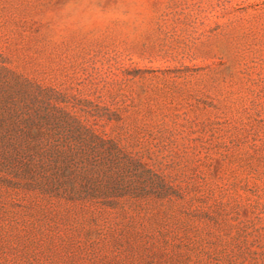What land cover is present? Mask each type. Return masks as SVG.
Instances as JSON below:
<instances>
[{
    "label": "rangeland",
    "instance_id": "374dc122",
    "mask_svg": "<svg viewBox=\"0 0 264 264\" xmlns=\"http://www.w3.org/2000/svg\"><path fill=\"white\" fill-rule=\"evenodd\" d=\"M0 264H264V0H0Z\"/></svg>",
    "mask_w": 264,
    "mask_h": 264
}]
</instances>
